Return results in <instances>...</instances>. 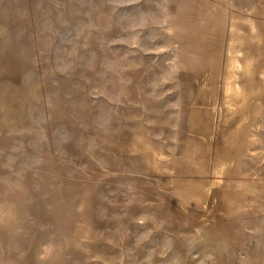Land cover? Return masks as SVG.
<instances>
[{"label":"rangeland","instance_id":"obj_1","mask_svg":"<svg viewBox=\"0 0 264 264\" xmlns=\"http://www.w3.org/2000/svg\"><path fill=\"white\" fill-rule=\"evenodd\" d=\"M0 264H264V0H0Z\"/></svg>","mask_w":264,"mask_h":264},{"label":"bare ground","instance_id":"obj_2","mask_svg":"<svg viewBox=\"0 0 264 264\" xmlns=\"http://www.w3.org/2000/svg\"><path fill=\"white\" fill-rule=\"evenodd\" d=\"M245 75V74H244ZM248 76V75H247ZM247 76L246 77H244V78H247ZM243 78V77H242ZM242 80H244V79H242ZM242 84H244V83H242ZM243 86V85H242ZM246 87V86H245ZM244 89H246V88H244ZM243 90V89H242ZM241 92V91H240ZM243 92V91H242ZM244 93V92H243ZM242 98H243V96H242ZM243 100V99H242ZM240 101V100H239ZM239 103V102H238ZM241 103H242V101H241ZM237 104V103H236ZM236 107V106H235Z\"/></svg>","mask_w":264,"mask_h":264}]
</instances>
